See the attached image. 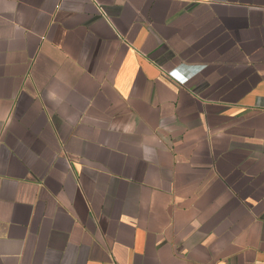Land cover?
I'll return each instance as SVG.
<instances>
[{
	"label": "crops",
	"instance_id": "obj_1",
	"mask_svg": "<svg viewBox=\"0 0 264 264\" xmlns=\"http://www.w3.org/2000/svg\"><path fill=\"white\" fill-rule=\"evenodd\" d=\"M0 264H264V0H0Z\"/></svg>",
	"mask_w": 264,
	"mask_h": 264
}]
</instances>
